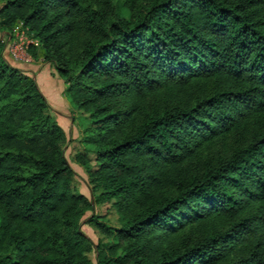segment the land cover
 Here are the masks:
<instances>
[{
  "label": "trees",
  "instance_id": "1",
  "mask_svg": "<svg viewBox=\"0 0 264 264\" xmlns=\"http://www.w3.org/2000/svg\"><path fill=\"white\" fill-rule=\"evenodd\" d=\"M17 23L85 113L90 196L0 40V264H264V0H4L0 31ZM108 201L117 225L94 212Z\"/></svg>",
  "mask_w": 264,
  "mask_h": 264
},
{
  "label": "rangeland",
  "instance_id": "2",
  "mask_svg": "<svg viewBox=\"0 0 264 264\" xmlns=\"http://www.w3.org/2000/svg\"><path fill=\"white\" fill-rule=\"evenodd\" d=\"M3 1L4 0H0V5L3 3ZM14 27H15L14 31H18L19 33H22L25 42H27V41H29V43H31V42L36 43L37 42V40L31 36V33L25 27H22L19 23H17ZM82 37H83L82 32H78V34L75 36L74 43L72 44L74 51H76L79 48L78 43L80 42ZM37 46L38 45H36V50H38V51L36 53H40L39 49H37L38 48ZM39 57H41V56H39ZM8 60H10V59H8ZM49 63L51 66H53V64L51 62H49ZM50 74L52 75L54 73H50ZM59 76L60 75L58 74V77ZM60 78L62 79V81L64 80L61 76H60ZM64 83H65V81H64ZM63 94H64V90H63ZM64 96H65V94H64ZM72 107H74V109L70 108L67 111L68 113H71V111L73 112L72 123H74V124H73V126L71 124V129H72V131L74 130V132H76L81 137L82 127L86 123L85 113H83L81 110L75 108V106H72ZM48 111L55 117L56 120L60 119V117L62 115L61 109H60V111H58L57 108H55L54 105L53 106L50 105V103H49ZM69 130L67 132L68 133L67 142L65 143L63 150H64V153H65L68 161L70 162V164L76 168L75 169L73 167L75 172H76L75 182H74L75 190L83 192L87 196H90L89 186H88V182H87L88 178H87L86 172L84 171L82 166H80L78 163H76L73 160L74 153L76 152V150L78 148H81L80 147L81 143L79 142L80 137L78 136L79 138L77 137V138L73 139L72 132H70L71 130L70 131ZM232 143H233V136H231V135H228V136L226 135L225 137H220L218 139L215 138L213 140V142L207 144L206 147L203 148L202 155H207V154L212 155V154H215V153H217L223 149H228V148H230ZM94 212L99 217L106 219L107 221H109L112 224H115V225L119 224V221L117 219V212H116L115 208L113 207V205L110 201L99 204V205H95L94 206ZM181 212H182V214H180L179 222H180V226L182 225V229H186L187 231H193L194 233H197L198 230L196 228V218L191 220L192 219L191 213H187L184 210H182ZM90 213H91V210H86V212L82 215L81 228L84 231L86 230L89 233H91L97 240V238H98L97 232L94 230V228L88 222H86V219Z\"/></svg>",
  "mask_w": 264,
  "mask_h": 264
},
{
  "label": "crops",
  "instance_id": "3",
  "mask_svg": "<svg viewBox=\"0 0 264 264\" xmlns=\"http://www.w3.org/2000/svg\"><path fill=\"white\" fill-rule=\"evenodd\" d=\"M4 31H0V35ZM11 64L19 67L22 69L25 73L32 75L36 81L44 95L46 96L48 103L50 105H54L55 108H57L58 111L61 109V117L60 119H57L60 125L63 127L66 138H68V130L72 132V137L77 138L79 135L72 131L71 124L73 126L74 123H72V114L68 113L67 111L72 107V103L68 100L66 95L64 96L63 90L65 87L64 80L58 77L57 70L50 65L48 61H45L42 59V57L34 58L32 57L30 60H9ZM55 72H54V71ZM54 73V74H50ZM59 108V109H58ZM80 137V136H79ZM78 137V138H79ZM74 167V166H72ZM75 168V167H74ZM76 169V168H75ZM85 232L90 236V238L95 242L96 238L85 230ZM93 264H97L95 259L93 260Z\"/></svg>",
  "mask_w": 264,
  "mask_h": 264
},
{
  "label": "built area",
  "instance_id": "4",
  "mask_svg": "<svg viewBox=\"0 0 264 264\" xmlns=\"http://www.w3.org/2000/svg\"><path fill=\"white\" fill-rule=\"evenodd\" d=\"M0 40L4 42V55L11 60H30L32 58L28 51L29 41L25 42L22 33L14 31L2 32Z\"/></svg>",
  "mask_w": 264,
  "mask_h": 264
}]
</instances>
